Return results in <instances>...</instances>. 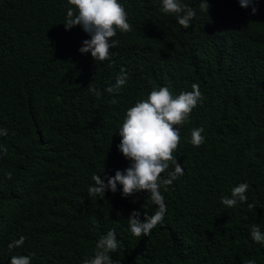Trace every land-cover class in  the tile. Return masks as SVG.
<instances>
[{"label": "trees", "instance_id": "trees-1", "mask_svg": "<svg viewBox=\"0 0 264 264\" xmlns=\"http://www.w3.org/2000/svg\"><path fill=\"white\" fill-rule=\"evenodd\" d=\"M119 2L132 29L117 30L111 58L96 62L79 51L91 38L82 26L65 28L68 0H0V264L17 254L82 264L112 229L120 264H264V245L250 235L253 225L264 232V0L255 14L238 0H208V12L181 0L196 14L187 29L162 0ZM122 68L126 84L108 93ZM193 83L203 98L181 127L184 174L161 183L163 224L136 237L127 218L154 213L150 194L124 197L118 183L89 197L92 176L107 182L130 166L117 147L127 108L161 86L178 95ZM197 127L200 147L190 142ZM244 182L247 201L226 208L221 197Z\"/></svg>", "mask_w": 264, "mask_h": 264}, {"label": "clouds", "instance_id": "clouds-1", "mask_svg": "<svg viewBox=\"0 0 264 264\" xmlns=\"http://www.w3.org/2000/svg\"><path fill=\"white\" fill-rule=\"evenodd\" d=\"M243 8L251 7L252 14L258 11V0H238ZM66 29L80 25L90 35V39L83 41L79 51L91 52L96 62H102L111 58V49L117 46L113 40L117 30L129 32L132 25L128 21V14L119 0H68ZM208 0H201V10L209 9ZM162 10L166 14L174 15L178 23L185 29L191 26L195 17V11L184 5L181 0H162ZM128 76L125 69H121L120 75L113 86L105 89L108 93L117 91L127 82ZM99 95L94 87L89 89ZM203 94L198 83L191 85V91H182L173 95L168 87L161 86L154 89L146 99L137 100L133 106L127 108L122 126L119 128L121 136L117 145L119 151L130 161V166L125 170H117L114 176L105 179L101 175H93L94 186H89V197H105L106 191L113 193L118 191V183L123 186L122 195L132 196L141 191H147L150 195L148 200L158 207L153 214L146 211L141 219V211L134 210L128 219L131 234L136 237L148 236L159 224H163L167 212V205L160 187L171 185L174 180L184 174V167L177 161L175 151L181 141V127L188 121L191 112L202 101ZM203 127L191 130L190 142L195 147H200L205 137L202 135ZM7 129L0 128V136H6ZM7 148L0 145V154H6ZM170 165L174 170L168 173V177L161 179V174L169 169ZM11 179V173H8ZM249 188L248 183H240L231 189V198L221 197V203L226 208H233L239 202H246L245 193ZM251 209L255 207L249 204ZM250 235L254 242L264 245V232L257 225L250 229ZM26 237L21 236L8 244L9 249L17 248L25 243ZM119 249V242L115 230H109L102 235L97 244L93 256L85 257L82 264H120L114 260L110 253ZM32 255L17 254L11 256L10 264H32ZM244 264H256L254 259L244 261Z\"/></svg>", "mask_w": 264, "mask_h": 264}]
</instances>
